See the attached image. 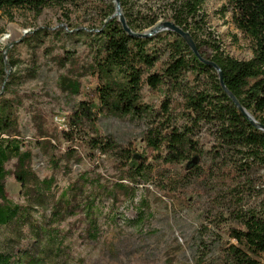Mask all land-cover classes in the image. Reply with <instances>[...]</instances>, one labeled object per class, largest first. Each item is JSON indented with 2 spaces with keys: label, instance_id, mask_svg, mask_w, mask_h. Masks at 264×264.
I'll list each match as a JSON object with an SVG mask.
<instances>
[{
  "label": "rangeland",
  "instance_id": "1",
  "mask_svg": "<svg viewBox=\"0 0 264 264\" xmlns=\"http://www.w3.org/2000/svg\"><path fill=\"white\" fill-rule=\"evenodd\" d=\"M172 1L134 3L143 13L159 15L157 25L173 21ZM112 3L114 0H80L65 7H45L40 14L29 8L0 10V94L15 101L25 143L22 149L32 150L30 166L39 179L54 177L52 192L56 196L84 172L101 177L110 186L121 175L114 154L90 150L86 144L90 137L103 136L119 147L132 143L141 152L145 136L155 126L153 116L98 109H94L92 121L84 119L76 126L71 119L85 94L104 82L96 64L100 44L97 31ZM198 14L199 23L194 28L201 27L197 38L207 56L212 55L207 40L211 37L229 55L240 60L252 58L248 41L233 23L228 0H204ZM156 46L162 48L160 61L151 73L160 71L171 55L165 38H160ZM71 81L80 84L79 93L72 91ZM184 81L185 89L195 86L190 73ZM142 95V101L159 113L167 96L180 98L176 92L153 90L149 85ZM174 122L185 124L181 108L174 111ZM65 131H73V138L65 136ZM213 133L214 127L207 123L195 125L194 138L199 141L202 158L191 172L185 167L194 153L184 163L152 161L151 181L138 185L133 199L120 196L112 210L111 199H104L98 213V240L87 234L83 213L67 217L60 225L64 237L61 251L43 264H227V230L241 227L239 217L244 213L264 212V167L252 164L245 173L229 176L225 164L228 152H222V159L211 158ZM52 157L58 159L57 165H53ZM16 162L14 159L6 164L10 170L5 180L7 195L18 203L31 202L38 209L35 217L44 221V214L50 216L52 195L42 206L32 202L15 177ZM184 175L186 179L175 195L164 192L163 177ZM13 237L20 239L17 246L37 250L38 237L29 226L12 221L0 226V252L13 256ZM259 259L264 263V258ZM7 264H13V258Z\"/></svg>",
  "mask_w": 264,
  "mask_h": 264
},
{
  "label": "trees",
  "instance_id": "2",
  "mask_svg": "<svg viewBox=\"0 0 264 264\" xmlns=\"http://www.w3.org/2000/svg\"><path fill=\"white\" fill-rule=\"evenodd\" d=\"M77 1L80 0H0V10L29 8L40 14L45 7H65ZM134 1L121 0V7L128 26L141 33L154 26L159 15L139 11ZM203 3L204 0H173L170 14L173 22L189 32L202 57L221 68L228 91L222 86L218 71L202 61L182 35L169 30L146 38L131 35L114 15L115 3L104 16L97 31L100 44L96 63L104 82L85 94L71 116L73 124L77 126L84 119L94 120V109L112 114L142 113L155 119V126L145 136L146 145L141 152L132 143L119 147L103 136L87 140L90 150L112 153L117 159L121 175L111 186L101 177H92L84 172L56 196L52 192L54 177L39 179L30 166L32 150L22 149L25 143L15 101L7 98L5 93L0 94V226H8L12 221L23 227L29 226L39 243L37 250L31 252L17 246L18 238L13 237V256L0 252V264H7L12 258L13 264H43L46 258L61 251L64 237L61 236L60 225L67 217L76 216L79 212L84 214L87 234L98 240L100 203L111 199L112 210L120 196L133 199L138 185L151 181L152 161L162 159L167 164L184 163L194 153L185 169L191 172L198 167L202 154L199 141L194 138V127L200 122L214 127L211 158L222 159V152H228L225 164L229 176L245 173V168L252 164L264 167V129L257 126H264V0H228L233 23L253 52L248 60L229 55L211 37L207 40L212 46V55L207 56L201 50L197 38L201 27L195 26L196 29L194 25L199 23L197 17ZM160 38H165L170 45V59L160 71L151 73L160 61L162 48L156 46ZM187 73L195 81V86L190 89L184 86ZM146 85L153 90L165 88L167 92H176L180 98L167 96L163 101V112H156L142 101ZM69 86L74 93L80 92L79 83L71 81ZM178 108H181L185 119L183 126L174 122V111ZM243 110L254 117L255 123ZM72 128L71 125L70 130ZM63 134L73 138V131ZM14 159L17 161L15 177L32 202L42 206L52 195L48 203L50 216L44 214V221L35 217L38 209L31 202L18 203L7 195L5 180L10 170L6 164ZM52 163L57 165L58 159L52 157ZM185 179V175L163 177L162 188L165 193L175 195ZM239 218L241 227L232 226L227 230L230 238L224 249L227 264H264L259 259L264 258V212L254 210Z\"/></svg>",
  "mask_w": 264,
  "mask_h": 264
},
{
  "label": "water",
  "instance_id": "3",
  "mask_svg": "<svg viewBox=\"0 0 264 264\" xmlns=\"http://www.w3.org/2000/svg\"><path fill=\"white\" fill-rule=\"evenodd\" d=\"M114 3L116 4V10H115V13L114 15L115 16H118L120 22L122 23L124 29L131 35H134V36H138V37H149V36H152V35H155L163 30H169V31H174L180 35H182L185 40L189 43V45L191 46V48L193 49V51L195 52V54L204 62L212 65L219 73V77H220V81H221V84L222 86L226 89V91H228V89L226 88L225 86V83H224V76H223V72L221 70V68L215 64L214 62L208 60V59H205L202 57L201 53L199 52L194 40L192 39V37L190 36L189 32L183 30L181 27H179L175 22L173 21H170V20H166L160 24H157L155 25L154 27H152L149 31H144V32H134L127 24V20L123 14V11H122V7H121V0H114ZM231 97L232 99L239 105V102L238 100L236 99V97L231 94ZM241 108V106H239ZM242 109V108H241ZM245 112V114L247 115V117L253 122L255 123V119L254 117L247 111L243 110ZM257 126L259 128H263L264 129V126L263 125H259L257 124Z\"/></svg>",
  "mask_w": 264,
  "mask_h": 264
}]
</instances>
